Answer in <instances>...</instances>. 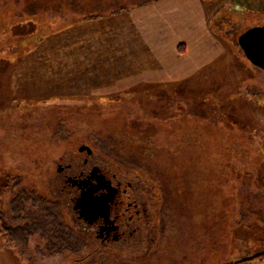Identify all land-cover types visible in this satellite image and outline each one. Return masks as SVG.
<instances>
[{
  "label": "rangeland",
  "instance_id": "1",
  "mask_svg": "<svg viewBox=\"0 0 264 264\" xmlns=\"http://www.w3.org/2000/svg\"><path fill=\"white\" fill-rule=\"evenodd\" d=\"M155 1L0 0V211L13 231L0 240V264H136L167 244L194 264H223L212 247L228 218L264 252V107L255 102L264 75L238 45V32L264 25V0L208 2L215 11L203 26L186 15L188 54L179 37H153L151 15L116 16ZM28 20L39 24L31 37ZM135 121L170 136L144 144ZM85 160L138 206L129 242L103 246L73 210L78 191L67 181ZM24 193L60 217L68 251L54 250L59 235L40 205L16 213Z\"/></svg>",
  "mask_w": 264,
  "mask_h": 264
},
{
  "label": "crops",
  "instance_id": "2",
  "mask_svg": "<svg viewBox=\"0 0 264 264\" xmlns=\"http://www.w3.org/2000/svg\"><path fill=\"white\" fill-rule=\"evenodd\" d=\"M185 7H188V14L185 13L187 10L183 9ZM136 11L139 12L138 16L140 14V17L142 15H151V18L156 23L154 29V35L156 36H153L154 38L164 37L167 39L166 41H169L171 39L176 40L179 37L180 40L177 43L185 45V53L188 54V34L192 35V32L189 33L188 31H185V29L193 30L195 26L190 21L186 23L184 17L188 15V17L193 18V15H195V17H198L201 20L200 26H203L206 21L210 20L208 16L211 14V11H215V8H211V5H209L208 2H203L202 0H158L145 4V7H142L141 9H135L134 11L128 10L121 12L116 16H118L117 18H122L124 15L132 14ZM182 53L184 52H181V54ZM178 55L179 58L184 57L182 56L183 54L180 55L179 53ZM225 217L228 218L226 215ZM228 219L223 228L222 235H220L218 241H216V246L212 247L215 251L214 256L216 261L221 260L220 262L223 264H236L240 261L252 259L256 255H259L260 253L253 249L252 242L255 235L253 231L241 224L233 226L234 223H231L229 221L230 219ZM169 247H171V245L167 244L166 247H158V249L156 247V251L152 249L154 253L152 252L149 256L136 259V264H194L192 259H188L190 258L189 255L178 253L173 254ZM254 264H264V262H257Z\"/></svg>",
  "mask_w": 264,
  "mask_h": 264
},
{
  "label": "water",
  "instance_id": "3",
  "mask_svg": "<svg viewBox=\"0 0 264 264\" xmlns=\"http://www.w3.org/2000/svg\"><path fill=\"white\" fill-rule=\"evenodd\" d=\"M238 45L247 61L264 72V26L247 30L239 37ZM70 183L82 191L74 206V211L79 212L81 220L93 225L99 218H103L107 224H113L110 221L111 204L114 202L118 191L113 187L112 182L101 175L100 170H94L91 177L86 181L73 182L70 180ZM104 190L108 192L106 195L96 196L98 192ZM112 230L116 231L117 228Z\"/></svg>",
  "mask_w": 264,
  "mask_h": 264
},
{
  "label": "trees",
  "instance_id": "4",
  "mask_svg": "<svg viewBox=\"0 0 264 264\" xmlns=\"http://www.w3.org/2000/svg\"><path fill=\"white\" fill-rule=\"evenodd\" d=\"M203 2H215L217 0H202ZM95 20V16H90V17H86L85 19H83L84 22H87V21H94ZM28 23H31L36 29H35V32L34 33H31V35H29V37L31 36H34L33 34L36 33V31L39 30V24L35 21H31V20H28L26 21ZM82 21L79 22V24L81 23ZM221 23V21H220ZM26 24H22L20 26H24ZM18 25V24H16ZM19 26V25H18ZM264 26V25H262ZM73 27L72 25H67L65 27H62V29H60V32H64L65 30H68L69 28ZM250 28H246L245 30L241 31L240 33L238 32L239 34V37L245 33L247 30H249ZM59 32L58 31H53L52 34L50 35H43V36H40V39L37 40V41H34L33 43H29L27 44L26 46H24V49L23 50V54L22 56H26L28 54V48H33L34 50V47H35V44H38L39 42L43 41L44 38H49L50 36H53V35H56L58 34ZM38 34V33H37ZM36 34V35H37ZM242 51V50H241ZM243 53V52H242ZM248 64L250 66H252L249 62ZM254 67V66H252ZM255 68V67H254ZM257 69V68H255ZM258 71H260L263 75H264V72L261 71L260 69H257ZM253 101V100H252ZM256 102V106H260V107H264V100L263 101H255ZM131 128L134 129V132L136 133V135H138V137H141L144 144H148V145H155L157 143V141H159V136L161 137H164V136H170V132L168 133V131L166 130H163L160 125L156 124V123H153V124H148V125H141L139 124L137 121L134 122V124L131 126ZM260 154H263L264 155V149L261 151ZM216 166L218 167V169L220 170V173H223V170H224V166L222 167V165H220V162H216ZM60 171V170H59ZM141 176V175H139ZM143 177V181H145V177L144 175H142ZM260 181H262L260 178H259ZM34 203V205H40L43 210L48 214V219L51 220L53 222V226L55 228V231H56V234L59 235V238H57V244L54 245V250H57V254H63L64 252L68 251L70 247H68V235L65 234V227L61 225V221H60V217L58 215H56L54 212V210L52 209H48L47 208V204L45 203V201H43L42 199H37L35 197V195L33 194H27V193H24L22 195H20L19 197L16 198V200L13 202V207H14V210L16 211V213L18 215H20L21 213H23L25 211V206L29 203ZM13 234V231H12V228L9 227L3 217H2V212L0 211V240H10L11 236ZM10 242V241H9ZM7 242V243H9ZM257 262H264V253L262 254H259V255H256L254 258L252 259H247V260H243V261H240L236 264H254V263H257Z\"/></svg>",
  "mask_w": 264,
  "mask_h": 264
},
{
  "label": "flooded vegetation",
  "instance_id": "5",
  "mask_svg": "<svg viewBox=\"0 0 264 264\" xmlns=\"http://www.w3.org/2000/svg\"><path fill=\"white\" fill-rule=\"evenodd\" d=\"M82 153H87L88 156L92 155V151L88 147H82L80 149ZM85 165L88 169H83L79 174H73L71 177L68 178L67 183L71 185L76 191H78V197L76 201L80 198L82 191L77 187L74 186L73 183H70V180L73 182H82L88 180L94 170H100L101 175L105 176L106 179L110 182H112V185L114 188L117 189L118 193L114 199V202L111 204V212H110V221L113 223L107 224L105 219L99 218L93 225L88 224L84 220H81L79 218V212L75 211V213L78 215V218L80 221H82V224L86 226V229L88 231H91L94 233L95 238H97L105 247H109L110 245H116L119 243H127L131 240V238L135 235L133 232H128L129 227L134 223L136 220L139 221L141 217V212L137 210L138 206L132 203H129L127 207L125 206L126 199H125V191L121 189V187L115 186L113 184V181L110 180L104 173L101 168H98L94 164H91L89 160H85ZM92 167L91 169H89ZM71 169V166H68L65 171H69ZM60 171H64L63 169H60ZM95 184V181L93 182ZM108 192L106 190L100 191L96 194L97 197H101L102 195H106ZM74 208V207H73ZM136 210V216L128 218V221L126 219V215L131 210ZM74 210V209H73ZM136 218V219H135ZM135 219V220H134ZM113 228H117V230L113 231Z\"/></svg>",
  "mask_w": 264,
  "mask_h": 264
}]
</instances>
